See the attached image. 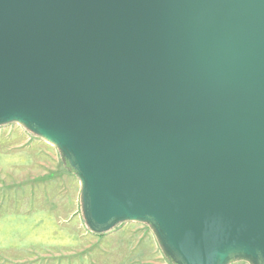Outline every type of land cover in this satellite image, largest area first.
<instances>
[{
  "label": "water",
  "instance_id": "water-1",
  "mask_svg": "<svg viewBox=\"0 0 264 264\" xmlns=\"http://www.w3.org/2000/svg\"><path fill=\"white\" fill-rule=\"evenodd\" d=\"M69 148L97 226L150 215L186 264H264V0H0V118Z\"/></svg>",
  "mask_w": 264,
  "mask_h": 264
},
{
  "label": "rangeland",
  "instance_id": "rangeland-1",
  "mask_svg": "<svg viewBox=\"0 0 264 264\" xmlns=\"http://www.w3.org/2000/svg\"><path fill=\"white\" fill-rule=\"evenodd\" d=\"M0 264H186L159 221L97 226L89 180L63 142L28 118H0ZM222 264H261L235 252Z\"/></svg>",
  "mask_w": 264,
  "mask_h": 264
}]
</instances>
